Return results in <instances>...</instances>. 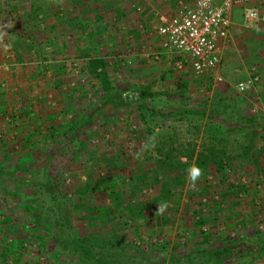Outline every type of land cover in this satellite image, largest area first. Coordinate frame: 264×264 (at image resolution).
<instances>
[{
    "label": "rangeland",
    "instance_id": "374dc122",
    "mask_svg": "<svg viewBox=\"0 0 264 264\" xmlns=\"http://www.w3.org/2000/svg\"><path fill=\"white\" fill-rule=\"evenodd\" d=\"M1 1L7 7L15 6L14 0ZM31 1L18 4L25 9ZM63 1L36 0L44 9L58 6L60 11L56 13L62 12ZM58 18L62 19L60 14ZM163 19L164 16L152 19L140 31L138 39L143 42L136 46L141 47L139 56L129 52L133 46H125L126 31L112 36L115 40L108 35L110 41L119 42L114 48L107 43H102L101 49L96 47L104 52L102 58L94 55L86 59L88 54L84 51L91 47L80 44L64 47L67 51L63 53L61 46H54L44 54L39 45L33 56L25 54L31 68L37 63L47 67L41 71L43 77L31 75L22 84L35 87L36 91L49 88L45 98L39 100L43 102L47 124L44 128L39 126L42 131L33 141L11 143L15 147L21 145L24 156L2 159L0 155V245L4 243L3 233L28 227L36 231L33 235H37L35 244L40 252H46L40 254L45 259L37 258L35 264H196L194 261L208 259L207 254L196 256L195 241L182 235L191 233L196 225L207 227L203 221L196 223L193 217L213 208L204 199H221L215 194L218 191L210 190L214 182L237 186L246 175L231 168L229 164L233 163H226L224 174L210 175L202 170V176L193 183L188 175L190 167L177 163L192 148L193 139L194 145L203 149L200 151L212 143L228 144L235 135L228 137V118L219 104L248 107L264 102V74L256 70L253 58L244 63L238 41L235 46L232 41L233 52L222 60L221 71L214 76H198L180 58L167 54L157 59L155 29ZM74 22L72 27L77 31L84 29V24H79L83 22ZM113 22L117 24L116 20ZM130 22L126 19L121 27L128 30ZM84 23L90 25L89 21ZM77 31L72 32V37L80 33ZM104 34L97 36L105 40ZM98 37L93 39L100 40ZM94 49L95 46L93 52ZM22 51L26 53L25 49ZM255 73L260 82L248 92L239 93L238 84ZM219 77L221 81L217 80ZM149 89L153 96L141 98L140 91ZM127 97L134 100L123 105ZM205 106L207 114L197 115ZM235 112L239 115L233 109L225 111L232 115ZM241 115L249 121L255 119L251 111L244 110ZM22 116L19 114V118ZM11 117L17 119L16 115ZM248 125L247 137L256 128L254 122ZM57 126L67 129L62 137L65 142L58 145L48 137ZM165 138L171 141L169 147L162 142ZM237 144L230 143L234 148ZM16 168V173L7 172ZM248 176L251 183L256 182L257 178ZM47 184L54 186L56 195L47 191ZM231 192V197L238 196L237 190ZM199 194L203 206L200 209L196 207ZM161 204L167 205L162 213L158 211ZM161 216L163 221L159 220ZM161 235L166 240L159 242ZM83 242L90 253L86 258L74 249L75 245L84 246Z\"/></svg>",
    "mask_w": 264,
    "mask_h": 264
},
{
    "label": "crops",
    "instance_id": "0c3cea01",
    "mask_svg": "<svg viewBox=\"0 0 264 264\" xmlns=\"http://www.w3.org/2000/svg\"><path fill=\"white\" fill-rule=\"evenodd\" d=\"M22 1L24 0H14L15 6L12 8L5 6L0 0V155H2V159L21 156L22 146L15 147L11 143L37 138L42 131L39 126L44 128L47 124L44 121L45 114L42 112L45 108L43 102L39 100L49 93V88L46 90L45 87H42L39 88L40 91H36L37 88L35 87L22 86L25 78L29 79L31 75L32 77H43L44 74L41 71L44 68L47 69V67L42 63H37L31 68L29 63H26L28 60L25 59V54L33 56L35 47L39 45L42 47L41 50L44 54V51L49 53L52 50L51 47L54 46H61V53H63L67 51L66 49L70 45L80 44L82 47H88V45L91 47L84 51L88 54L86 59L90 60L91 56L94 55L102 58L104 52L97 51L96 47L101 49L103 46L100 45L107 43V45L114 48L119 42H112L109 38L115 40L112 36L126 31L128 35L125 37L127 39H125V46L129 44L133 46L129 47V52L139 56L138 50L141 47L136 48V46L143 42L142 39L138 38L141 35L140 31L145 28V24L147 25L158 16L173 15L181 3L193 0H64L61 13H56L60 11L58 6L54 8L50 6L44 9L41 8V5H38L39 3L36 0H32L31 6L24 9L23 6L18 4ZM46 1L48 2V0ZM217 1L221 2L222 0ZM24 2L26 3V0ZM244 6L234 7L232 10L233 26L228 41L223 44L221 68L222 60L233 52L232 46H235V42L238 41L237 45L241 47L242 54L245 57L244 63H248L253 58L257 65L256 70L264 74V22L247 21L243 14L251 7L264 15V0H250ZM124 13H128L129 17L126 14L124 16ZM55 14H60L62 19H59L58 15L55 16ZM112 17L113 19H111ZM126 19L131 21L128 30L126 27H121V25L125 26ZM74 20L83 22L79 24L80 26L84 24V27H82L84 29H78L77 31L75 27H72L75 23ZM114 20L117 21V24L113 22ZM85 21H89L90 25L84 23ZM74 30L80 33L72 37V32L75 33ZM84 30H91L92 33H85ZM101 32H105L103 35V39L104 36L106 37L105 40H102V36H97V33ZM39 34H41V37ZM33 35H36L37 38L35 39ZM90 35L98 37L100 40L93 39V37H89ZM108 35L111 36L108 38ZM157 38L158 42L154 47L158 53L157 59L164 54L172 56L163 51L160 39L158 36ZM89 41H92L91 45ZM99 41L102 42L99 44ZM93 46H95L94 52ZM64 47L66 49H63ZM22 49H25L26 53ZM45 58L48 60V57ZM29 62L31 61L29 60ZM34 68H36V71L33 70ZM262 89H259L260 94H263ZM51 92L53 95L56 94L54 91ZM37 103L40 104V107ZM219 106H221L223 115L228 118V122H226L228 124V137L235 136L228 144L216 145V150L225 152L230 158L227 159L226 163H233L229 166L231 165V168L239 170L240 175L245 174L246 177L244 176L242 181L237 183V186L225 182H214L210 190L218 191L215 194L218 193L221 199L219 201H215L212 197L204 199L208 204H213V208L209 207L208 209L211 211L204 210L198 213L197 217H193L196 223L198 220L199 222L203 221V225L207 227L202 228V226L196 225L195 229L190 231L191 233H184L182 236L187 234V237L195 241L193 253L196 256L207 254L208 259L206 261H194L196 264H264V102L252 103L248 107L240 104H234V106L219 104ZM39 109L41 110L39 111ZM232 109L238 111L239 115L236 112L234 115L225 113V111H232ZM244 110L251 111L255 119L249 121L248 118H242L241 113ZM23 113L26 114L22 116ZM19 114L22 118H19ZM11 115L13 117L16 115L17 119L14 120ZM234 116L238 118L233 120L235 119ZM253 122L256 128L247 137L245 130L249 128L248 124ZM56 128L47 134L49 141L57 142L58 145L65 142L62 137L66 134L67 129L61 126ZM237 132L238 135H236ZM57 136L58 139H56ZM191 141L192 148L195 147L194 158L190 160L188 165L184 163L189 161L188 156L184 154L180 156L179 162L181 163H177L178 166L183 163L190 168L197 167L196 157L198 152L196 150L200 152L203 149L199 145H194V139ZM233 141L238 143L236 148L230 145ZM162 142L166 143V147L171 144V141H167V138L163 139ZM211 147L205 150L206 154L213 151H210ZM201 169L210 175H218L215 164L209 165L208 168L201 167ZM7 172L16 173L17 168L16 170H7ZM224 173L225 169L222 171V174ZM251 175L254 176L251 177ZM247 176L248 178H257L256 182L251 183ZM195 190L198 193L199 187H196ZM233 190L238 191L239 197H231L233 195L231 191ZM206 195H209V193ZM201 197V194L197 197L198 204L196 207L198 209L203 208ZM201 213L203 214L200 215ZM159 220L163 221L164 219L161 216ZM21 228L20 231H16V229L12 231L11 229L10 231L7 230V234L3 233L4 243L0 245V264H35L37 258L45 259L40 256L44 252H40L35 244V241H38L37 235H33L36 234V231H33V228L32 230H29L28 227ZM149 236L144 237L149 238V240L155 238ZM161 236L159 242L166 240L165 236ZM21 241L23 242L20 243ZM47 255L50 256V254ZM13 257H20L21 259L17 263Z\"/></svg>",
    "mask_w": 264,
    "mask_h": 264
},
{
    "label": "built area",
    "instance_id": "2783aa9c",
    "mask_svg": "<svg viewBox=\"0 0 264 264\" xmlns=\"http://www.w3.org/2000/svg\"><path fill=\"white\" fill-rule=\"evenodd\" d=\"M249 1L193 0L181 3L175 13L164 16L155 29L161 48L180 58L198 76L217 75L221 69L223 44L228 41L233 26L232 10ZM245 18L250 22H264V15L251 7L246 10ZM259 82L260 76L255 73L248 81L238 84V92H248Z\"/></svg>",
    "mask_w": 264,
    "mask_h": 264
},
{
    "label": "trees",
    "instance_id": "16d2710c",
    "mask_svg": "<svg viewBox=\"0 0 264 264\" xmlns=\"http://www.w3.org/2000/svg\"><path fill=\"white\" fill-rule=\"evenodd\" d=\"M93 62V61H92ZM94 63H98L97 61H94ZM258 75V74H257ZM151 91H150V89L148 90V91H145V90H142V91H140V96H141V98H146V97H150V96H153L152 95V93H150ZM132 100H134L133 98H129V97H127L126 98V100L125 101H123L124 103H122L123 105H127V102L128 101H132ZM213 109H214V107H213ZM202 111L200 112V113H196L197 115H201V116H205L207 113V106H205L204 108H202L201 109ZM214 110H216V109H214ZM217 110H219V109H217ZM191 114H193V113H191ZM254 120V119H253ZM253 120H251V121H253ZM76 123H74L73 125H72V127H73V129L75 130L76 129ZM73 130V131H74ZM204 144H205V142H204ZM212 144H214L212 147H211V150L210 151H212V152H209L208 154H206L205 153V150L204 151H200V152H198V154H197V157H196V166L198 167V168H200L201 169V167H203V168H208V166L209 165H211V164H215L216 166H217V171H218V173L221 175L222 174V171L225 169V167H226V160L227 159H230L229 157L226 159V158H223V156L225 155V156H227V154H225V152H223V151H218V150H216L217 148L215 147L216 145H215V143H212ZM184 154H186L187 156H188V159H189V161H188V165H189V163H190V160L191 159H193L194 158V156H195V148H193V150H192V148L191 149H189V151H186V153H184ZM47 186V191H49L50 193H52V194H54V195H56V191H55V189H54V186L53 185H49V184H47L46 185ZM96 185H94L93 186V188L95 187ZM96 188V187H95ZM87 190V189H86ZM88 191V190H87ZM87 191H86V193H87ZM101 211V210H100ZM132 213H134V211H132ZM23 241H21L20 243H22ZM81 244H85V242H83V243H81ZM21 245V244H20ZM21 247H22V245H21ZM67 247V246H66ZM76 247V248H75ZM73 248V247H72ZM74 249L76 250V249H78L77 251L79 252V254H80V257H84V258H86V257H89V249L87 248V246H86V244L84 245V246H80V245H75L74 246ZM42 252H44V254H46V252L45 251H42ZM14 258V257H13ZM16 261H17V263L20 261V257H18V258H14ZM8 263V262H7Z\"/></svg>",
    "mask_w": 264,
    "mask_h": 264
},
{
    "label": "clouds",
    "instance_id": "9594fccd",
    "mask_svg": "<svg viewBox=\"0 0 264 264\" xmlns=\"http://www.w3.org/2000/svg\"><path fill=\"white\" fill-rule=\"evenodd\" d=\"M188 175H189L190 180L193 183H195V181H197L202 176V169L193 166L192 168L188 170ZM166 207H167L166 204H161L158 206V211L162 213Z\"/></svg>",
    "mask_w": 264,
    "mask_h": 264
}]
</instances>
